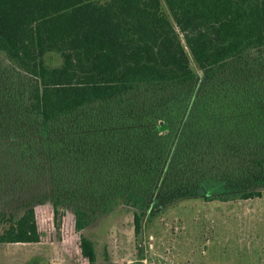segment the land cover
<instances>
[{"label":"trees","instance_id":"1","mask_svg":"<svg viewBox=\"0 0 264 264\" xmlns=\"http://www.w3.org/2000/svg\"><path fill=\"white\" fill-rule=\"evenodd\" d=\"M262 189L264 0H0V244Z\"/></svg>","mask_w":264,"mask_h":264},{"label":"rangeland","instance_id":"2","mask_svg":"<svg viewBox=\"0 0 264 264\" xmlns=\"http://www.w3.org/2000/svg\"><path fill=\"white\" fill-rule=\"evenodd\" d=\"M190 58L196 96L204 77ZM36 216L40 242L0 244V264H89L81 253V234L95 242V264H264V189L261 197L249 200L192 197L157 213L149 209L139 235L128 207L94 220L81 232L75 230L71 209L64 210L60 230L50 202L38 205Z\"/></svg>","mask_w":264,"mask_h":264},{"label":"built area","instance_id":"3","mask_svg":"<svg viewBox=\"0 0 264 264\" xmlns=\"http://www.w3.org/2000/svg\"><path fill=\"white\" fill-rule=\"evenodd\" d=\"M122 264H131L130 261L122 262Z\"/></svg>","mask_w":264,"mask_h":264}]
</instances>
